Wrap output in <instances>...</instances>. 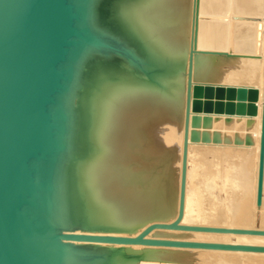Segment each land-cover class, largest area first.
Here are the masks:
<instances>
[{
    "label": "bare ground",
    "instance_id": "1",
    "mask_svg": "<svg viewBox=\"0 0 264 264\" xmlns=\"http://www.w3.org/2000/svg\"><path fill=\"white\" fill-rule=\"evenodd\" d=\"M100 1L94 0L91 48L51 230L135 237L151 224L176 221L187 131L180 224L264 231V194L262 205L256 203L264 0H103V21L96 11ZM235 43L245 54L230 51ZM201 94L221 101L201 103ZM195 146L221 148L224 159L242 162L222 166L219 177L205 174L202 184ZM256 210L262 211L261 228L253 224ZM82 215V228H73ZM146 239L264 247L259 235L163 227ZM88 251L100 253L92 264L264 261V252L62 241L47 243L42 264H84L80 255Z\"/></svg>",
    "mask_w": 264,
    "mask_h": 264
},
{
    "label": "water",
    "instance_id": "2",
    "mask_svg": "<svg viewBox=\"0 0 264 264\" xmlns=\"http://www.w3.org/2000/svg\"><path fill=\"white\" fill-rule=\"evenodd\" d=\"M106 2L96 8L99 20ZM106 8V10L104 9ZM94 0H0V264H42L48 242L86 241L264 252V247L146 239L154 228L264 236L258 229L154 223L135 237L51 230L66 145L91 48ZM105 10V11H104ZM188 127V124H187ZM264 194V90L257 206ZM76 227V226H74Z\"/></svg>",
    "mask_w": 264,
    "mask_h": 264
},
{
    "label": "rangeland",
    "instance_id": "3",
    "mask_svg": "<svg viewBox=\"0 0 264 264\" xmlns=\"http://www.w3.org/2000/svg\"><path fill=\"white\" fill-rule=\"evenodd\" d=\"M105 7H107V4H104ZM104 7V9L106 10V8ZM104 10V11H105ZM236 46V47H235ZM230 51L233 52V53H236V54H245V51L244 49L242 48V46L239 44V43H235L233 46H230ZM234 50V51H233ZM226 69H228L229 67H225ZM242 70V69H241ZM237 77V76H236ZM243 79V78H242ZM241 79V80H242ZM246 79H243L242 81H240V83L244 82ZM246 82V81H245ZM197 101H200L201 103L202 102H208V103H217L221 101V99L217 100V99H214V98H210V97H203V95L201 94V96L197 97L196 98ZM199 149V150H198ZM222 149L221 148H213V147H200V146H195L194 147V154H195V159L197 161H199L201 163V168H200V176H199V179H198V182H201L202 184H204V181H206V176L205 174H208V173H216V175L219 177V174H222L223 173V167L222 166H225L227 164H231L232 162H234L235 164H239L241 163L242 161L237 159L236 157L235 158H231L228 160V159H224V153L225 151H221ZM225 150V149H223ZM221 151V152H220ZM223 152V153H222ZM166 154L163 153V154H160L159 156H156L155 159L159 160L161 158H163ZM252 156V152H250V155L248 154V157L251 159ZM219 157V158H218ZM248 158V160H249ZM239 160V161H238ZM160 161V160H159ZM231 161V162H230ZM237 162V163H236ZM214 163V164H213ZM232 163V164H234ZM234 173V172H233ZM219 180V178H217V181ZM219 182V181H218ZM216 194L219 195L220 198H225L226 197V193L224 192H219L218 190H215ZM207 195V194H206ZM208 196V195H207ZM206 196V197H207ZM206 206L209 208L210 207V204H211V200L210 199H206ZM219 213L223 212L222 209L221 210H218ZM255 213V218H254V226L255 227H259L261 228L262 227V211L260 210H256L254 211ZM83 218V215L82 217H78L75 222L78 223V225H75L76 227L73 226V228L75 229H81V220ZM84 223V222H83ZM93 253V254H92ZM91 251H88V252H85V253H82V255H80V259L82 262H84V264H92L95 260H98L97 258H100V256H97V254H100V253H97V251L95 252H92ZM83 254L85 256H83ZM88 254V255H86ZM91 254V255H90ZM213 258V257H211ZM237 259V258H236ZM90 260V261H89ZM212 260V259H211ZM232 260V259H231ZM242 260V261H241ZM245 259H241V258H238L237 259V262L236 260L234 261H225L223 264H263L264 261H260V262H256V261H248V262H245L247 260ZM221 261H217L216 263H218ZM256 262V263H255ZM219 264V263H218Z\"/></svg>",
    "mask_w": 264,
    "mask_h": 264
}]
</instances>
